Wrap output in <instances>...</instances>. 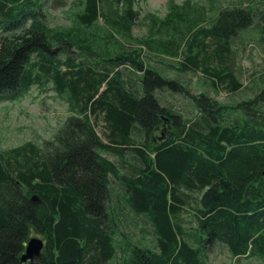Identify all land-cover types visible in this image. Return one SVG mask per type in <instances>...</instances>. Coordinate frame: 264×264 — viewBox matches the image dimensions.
<instances>
[{"label":"trees","instance_id":"trees-1","mask_svg":"<svg viewBox=\"0 0 264 264\" xmlns=\"http://www.w3.org/2000/svg\"><path fill=\"white\" fill-rule=\"evenodd\" d=\"M138 1L81 0L79 28L62 33L45 23L42 0H0V102L51 82L73 113L53 140L0 151V264H22L32 232L45 246L26 264H110L121 251V264H207L214 243L234 258H264V88L232 106L192 96L199 112L192 124L173 115L156 92L186 88L147 66L142 48L124 49L115 36L131 37ZM192 7L170 2L163 21L151 16L154 44L176 58L182 53L184 71L204 65L212 86L237 91L242 85L223 63L254 11L224 8L211 27L194 30L203 12ZM101 19L115 51L92 48L97 38L88 41L83 32ZM152 41L139 42L150 49ZM211 59L220 66L209 71ZM100 116L106 143L95 130ZM101 153L130 158L117 165ZM111 181L120 200L113 201ZM185 206L195 213L193 233L176 220ZM126 217L143 222L150 244L117 240V221L124 225Z\"/></svg>","mask_w":264,"mask_h":264},{"label":"rangeland","instance_id":"rangeland-1","mask_svg":"<svg viewBox=\"0 0 264 264\" xmlns=\"http://www.w3.org/2000/svg\"><path fill=\"white\" fill-rule=\"evenodd\" d=\"M81 0H42V14H44L45 23L53 30L65 33L74 32L79 28L75 23V13L81 9L79 2ZM189 1L193 6L203 12V16L196 19L192 29L209 28L214 22V18L221 10L231 8L251 9L254 11L253 22L247 28L239 31L237 35L230 41L231 53L224 60L223 66L228 68V71L233 73L241 83L237 91L231 92L224 85H211V80L214 77L203 72L202 68L195 72L184 71L180 64L183 62L184 55L180 53L177 58L170 53H165L158 48L154 42L158 39V32L152 29L151 16L155 21H163L168 16L170 2L174 5H182ZM195 6V7H194ZM113 9V7H111ZM115 10V9H114ZM135 10H138L139 16L135 21L130 38L116 34L118 42L124 49H139L143 50V59L147 66L155 68L165 78L177 80L188 93H176L170 90L156 92V96L161 104L172 110L175 116H182L183 120H187L190 124L197 121L199 112L194 107L192 96L205 94L211 99L223 105L232 106L242 101H247L253 98L260 89L264 88V30L263 22L260 20V14H264V0H139L135 4ZM112 11V10H111ZM113 12V11H112ZM110 15V13H108ZM114 16L115 14L112 13ZM103 21L88 29H84L85 36L90 40H95V45L91 44L92 48L97 50L107 49L117 50V45L113 44L106 38ZM184 29V27H183ZM155 30V32H154ZM150 35L152 41L150 49L142 47L140 40L147 38ZM186 38L188 33L185 34ZM168 37L163 41L168 40ZM171 38V36H170ZM179 38V37H175ZM173 39V38H172ZM154 44V45H152ZM204 44H210V38H207ZM215 46L210 45L206 53L213 52ZM196 49V48H195ZM74 56L77 55L75 47L70 49ZM184 50L182 46L181 51ZM194 50V49H193ZM171 51V50H169ZM58 54V53H57ZM186 56V53H185ZM204 54H201V58ZM83 58V57H82ZM64 60V58L62 59ZM80 59H77L79 61ZM92 61L93 59L90 58ZM209 71L217 69L220 66L219 61L211 59L208 62ZM123 73L134 77L129 69H121ZM30 90L17 99V101H2L0 102V151L17 147L21 144L32 142L37 145H42L46 141L53 140L57 131L72 115L66 96H59L52 87V83H39L33 85ZM95 130L103 142L106 143L105 125L102 116L99 117ZM156 135L155 137H157ZM156 141L155 138H151ZM150 137L148 142L150 143ZM102 154V153H101ZM107 160H111L117 165L121 160H129V154H102ZM122 171V169H120ZM111 190L114 189V198L120 200L121 194L116 181H111ZM115 204V202H113ZM124 215H121V217ZM180 222L186 232H194L197 223L195 213L189 207L185 206L180 216L176 219ZM118 227L116 230V238L122 241L125 237L131 238L134 243L150 244L149 235L140 232V228L144 226L143 222L136 219L131 221L126 217L124 225L117 221ZM40 238L36 233L32 232L30 237ZM42 239V238H41ZM123 251L119 252L113 262L110 264H121L123 259ZM207 264H264V258H234L230 255L228 249L223 244L214 243L209 246L207 254Z\"/></svg>","mask_w":264,"mask_h":264},{"label":"water","instance_id":"water-1","mask_svg":"<svg viewBox=\"0 0 264 264\" xmlns=\"http://www.w3.org/2000/svg\"><path fill=\"white\" fill-rule=\"evenodd\" d=\"M264 175V172H263ZM36 200L35 197H32L30 201ZM45 246V242L41 238L31 237L27 240L23 253L20 256V262L26 264V262H31L33 259L38 257L43 248Z\"/></svg>","mask_w":264,"mask_h":264},{"label":"flooded vegetation","instance_id":"flooded-vegetation-1","mask_svg":"<svg viewBox=\"0 0 264 264\" xmlns=\"http://www.w3.org/2000/svg\"><path fill=\"white\" fill-rule=\"evenodd\" d=\"M154 140V139H153Z\"/></svg>","mask_w":264,"mask_h":264}]
</instances>
